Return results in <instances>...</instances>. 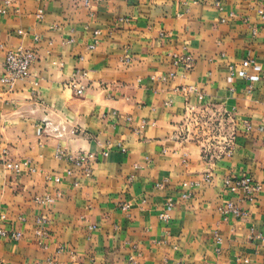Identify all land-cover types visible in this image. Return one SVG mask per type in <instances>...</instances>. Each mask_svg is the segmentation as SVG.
<instances>
[{
    "label": "crops",
    "instance_id": "1",
    "mask_svg": "<svg viewBox=\"0 0 264 264\" xmlns=\"http://www.w3.org/2000/svg\"><path fill=\"white\" fill-rule=\"evenodd\" d=\"M260 11L264 0H17L0 14V80L5 49L37 56L31 83L0 82V230L22 234L0 237V264H264L250 239L264 235V192L224 190L228 177L264 182ZM77 70L82 96L66 87ZM199 103L234 115L233 157L177 138ZM58 145L87 154L91 174L58 159ZM5 161L31 165L17 175ZM70 170L72 181L47 179ZM229 202L244 215L223 216Z\"/></svg>",
    "mask_w": 264,
    "mask_h": 264
},
{
    "label": "built area",
    "instance_id": "2",
    "mask_svg": "<svg viewBox=\"0 0 264 264\" xmlns=\"http://www.w3.org/2000/svg\"><path fill=\"white\" fill-rule=\"evenodd\" d=\"M17 0H0V14H6L7 8L16 3ZM262 19L264 20V12H259ZM45 11L39 10L37 13V18L42 20L44 18ZM20 35H23L22 31H19ZM3 48V47H2ZM4 49V48H3ZM89 50H94L95 45L88 47ZM37 56L34 51L26 49L22 46L17 48L5 49V59L3 65V76L0 80L7 89H13V87L18 82H29L32 81V68L36 63ZM83 61L84 58L81 57ZM247 65L249 63H246ZM177 65H180L184 70L190 71L194 68L195 61L191 56H184L177 61ZM173 77V75H171ZM163 81L167 79L162 78ZM86 75L82 70H77L73 74L70 82L66 85L69 89L73 90L78 96L84 95L86 91ZM35 86H38L35 83ZM202 100V97L199 98ZM234 115L232 113L225 111L221 108H216L210 104L199 103L198 105H187L186 115L183 121V126L178 134L177 138L181 141H191L202 145L205 152V156H209V159H219L220 157H233L235 153V132H232L229 136L224 134L225 128L229 125H235ZM66 128L62 127V132L59 133V137L64 135ZM72 135L76 134V130L70 131ZM104 155H108V151L104 152ZM186 156V155H185ZM56 157L58 159L69 160L77 168H84L86 175L91 174V158L83 153L77 156L68 154L63 146L58 145L56 148ZM184 164L187 163V157L183 160ZM31 162L25 161L22 163H10L5 161V166L7 169L13 171L17 175L22 173L25 167H30ZM34 171L33 169H31ZM74 176L73 171H68L65 176H51L49 175L47 179L53 181L54 183H62L65 181H72ZM204 181L210 183L212 181V176L210 173L205 174ZM74 187H78V183L72 182ZM160 187V185H157ZM224 190L228 194H239L242 195L247 200H253L257 198L259 194L264 192V182L257 181V179L252 175H243L241 177H228L224 180ZM58 197V196H57ZM55 197H46L45 203H54ZM174 203L170 201L168 203V208H172ZM125 209H129L128 205L124 206ZM222 215L227 217L233 215L236 217H241L244 212L240 207L233 202H229L221 210ZM169 218V215L163 214L161 216L162 220ZM39 226L37 236L43 240L46 238L45 225L46 221L44 218H39L37 220ZM0 237L9 238L13 241H20L22 234L20 232H7L5 230H0ZM251 240H258L262 245H264V235L252 233L250 236ZM217 241L220 243L222 241L221 237L217 236ZM40 242L39 244H41ZM49 264H52L51 262Z\"/></svg>",
    "mask_w": 264,
    "mask_h": 264
}]
</instances>
